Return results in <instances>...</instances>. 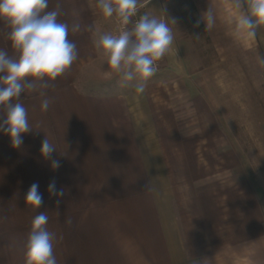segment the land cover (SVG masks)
I'll use <instances>...</instances> for the list:
<instances>
[{
    "label": "crops",
    "instance_id": "0c3cea01",
    "mask_svg": "<svg viewBox=\"0 0 264 264\" xmlns=\"http://www.w3.org/2000/svg\"><path fill=\"white\" fill-rule=\"evenodd\" d=\"M57 2L58 20L69 25L78 56L47 87L25 89L19 102L32 129L22 134L19 148L0 132V264H25L31 222L39 212L48 215L47 229L55 233L57 264H252L246 246L261 236L252 229L251 188L240 182L238 195L236 180L205 178L201 147H189L203 135L174 130L188 119L176 117L169 101L157 100L156 82L136 93L135 81L121 86L118 75L108 74L96 42L119 34L115 15L105 17L98 0H49V10ZM139 3L144 15L172 30L159 71L172 78L186 73L183 60L194 57L187 50L193 43L264 49V25L254 36L238 28L246 0L240 8L235 0ZM74 24L79 28L73 32ZM9 31L0 21V50L15 57ZM179 61L182 69L175 67ZM45 137L57 150L52 159L59 160L58 169L40 153ZM53 180L63 196L48 193ZM33 183L43 194L39 209L25 201ZM237 249H245V258L231 263Z\"/></svg>",
    "mask_w": 264,
    "mask_h": 264
},
{
    "label": "clouds",
    "instance_id": "9594fccd",
    "mask_svg": "<svg viewBox=\"0 0 264 264\" xmlns=\"http://www.w3.org/2000/svg\"><path fill=\"white\" fill-rule=\"evenodd\" d=\"M246 2L248 11L240 17L238 28L254 36L255 29L264 25V0ZM138 6L139 0H98L102 14L105 17L115 15L125 27L118 35H102L96 47L107 57L109 75H118L121 86L135 81L136 93H143L157 70L158 62L168 52L173 35L166 22L148 15L141 16L128 28ZM235 6L242 7V0H235ZM60 14L59 2L49 10V0H0V21L10 29L9 39L16 54L13 57L0 50V109L4 112L0 118V132L10 137L14 148L23 144L22 134L32 129L27 110L19 102L25 89L35 90L38 84L47 87L49 82L63 76L77 59L76 44L69 39V25L58 20ZM78 28L79 25L74 24L71 30L74 32ZM260 62L264 64V59ZM49 106L50 100L46 98L41 110L46 112ZM55 151V146L45 137L40 153L51 161L53 169H58L59 160L52 159ZM47 191L50 196L64 194L62 189L57 190L54 180L49 183ZM25 201L32 209L43 205L38 183L29 187ZM48 221L45 212H39L32 219L25 246V264H57L53 251L55 233L47 229ZM67 223L70 224L71 220Z\"/></svg>",
    "mask_w": 264,
    "mask_h": 264
},
{
    "label": "rangeland",
    "instance_id": "374dc122",
    "mask_svg": "<svg viewBox=\"0 0 264 264\" xmlns=\"http://www.w3.org/2000/svg\"><path fill=\"white\" fill-rule=\"evenodd\" d=\"M188 46L194 57L183 60L186 73L164 75L161 60L148 82H156L157 100L169 101L176 117H187L175 131L203 135L189 147H201L205 178L221 184L236 180L238 195L240 182L251 188L252 229L261 237L246 247L252 264H264V49L206 41ZM175 67L182 69L180 61ZM190 158L195 163L196 157ZM244 252L230 253V262L244 259Z\"/></svg>",
    "mask_w": 264,
    "mask_h": 264
},
{
    "label": "built area",
    "instance_id": "2783aa9c",
    "mask_svg": "<svg viewBox=\"0 0 264 264\" xmlns=\"http://www.w3.org/2000/svg\"><path fill=\"white\" fill-rule=\"evenodd\" d=\"M142 8H143V4L142 3H139V6H138V10H137V14L136 16L132 17V24H129L127 27L128 28H131L133 26V24L141 17L143 16V12H142ZM117 22H118V31L119 33L124 29V25L120 22V20L117 18ZM160 64V61L158 62V66ZM157 66V67H158Z\"/></svg>",
    "mask_w": 264,
    "mask_h": 264
}]
</instances>
